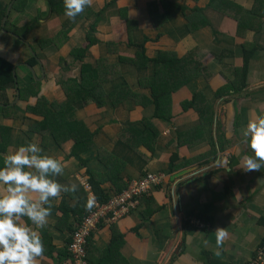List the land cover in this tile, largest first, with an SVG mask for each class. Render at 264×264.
I'll return each mask as SVG.
<instances>
[{
  "label": "crops",
  "instance_id": "1",
  "mask_svg": "<svg viewBox=\"0 0 264 264\" xmlns=\"http://www.w3.org/2000/svg\"><path fill=\"white\" fill-rule=\"evenodd\" d=\"M211 1L89 0L79 19L69 20L64 12L54 14L48 0H26L23 12L13 9L15 0H0L11 25L37 22L21 36L6 29L0 32V58L13 65V72L15 68L17 88L16 98L14 90L5 94L14 107L12 117L0 112V155L3 159L21 145L36 143L42 154L60 161L63 174L55 177L56 182L77 185L75 192L51 198L48 222L40 230L45 251L36 264H75L70 245L81 226H77L80 213L89 211L84 204L90 195L97 199L90 180H97L112 197L117 194L113 184H130L148 172L164 175V184L141 199L129 216L98 226L88 241L89 264H247L264 244V167L246 171L242 160L250 154L242 129L264 114V0L213 5ZM119 9L126 10L131 27L119 16ZM88 35L96 44L88 47L82 61L77 60L73 51L88 45ZM246 44L257 47L245 88L217 97L218 91L228 92L227 85L236 82ZM143 45L147 58L180 61L183 80L165 99L170 121L154 119L158 136L151 139L137 136L140 127L135 128L143 119L152 120L154 106H144L151 92L140 84L150 71L139 62L138 67L129 63ZM83 65L91 70L100 66L99 74L107 75L98 95H106L122 81L127 91L138 94L137 102L122 103L115 96L114 109L108 99L99 106L91 96L79 103L75 119L92 135L81 154L86 164L72 156L73 140L57 146L48 134L44 139L33 129L43 117L26 112L40 98L65 102L62 84L79 80ZM109 68L119 73L113 81ZM34 83L38 96L20 99V89ZM2 101L0 92V107ZM172 155L177 158L170 170ZM149 197L151 207L159 208L143 221ZM217 228L226 229L219 249Z\"/></svg>",
  "mask_w": 264,
  "mask_h": 264
},
{
  "label": "trees",
  "instance_id": "2",
  "mask_svg": "<svg viewBox=\"0 0 264 264\" xmlns=\"http://www.w3.org/2000/svg\"><path fill=\"white\" fill-rule=\"evenodd\" d=\"M219 1H224V4L227 3L226 0H212L211 2L213 5L219 3ZM114 2H116V0H114ZM48 3L51 11H53L54 14H62L64 12L63 0H48ZM25 6L26 0H15L13 9L18 12H23ZM148 12L150 18L154 19L155 12L151 4L148 5ZM119 16L126 21L128 28L131 27L133 21L128 18L125 9H119ZM98 17L99 14L96 15L95 19H98ZM4 18L5 11L2 10L0 7V32L3 29ZM75 18L79 19V16ZM36 24L37 22L34 21L24 27H16L14 25H11L7 21L5 29L10 30L16 33V35L21 36L24 35L25 32L32 30L36 26ZM92 44H96L95 39L91 35H88V45L85 48L75 49L73 51L74 58L82 61L84 58V53ZM39 45H43L41 41H39ZM249 45L251 44H246L245 46H243V66L240 70L237 71L236 82L231 84L229 83L227 88H225L224 90H232L234 93H238L245 88L249 61L252 57V54L256 50L255 47H257L255 45L254 47L248 48ZM140 49L141 51H138L135 57L129 60V63L132 64V66L134 67H138L139 62L140 64L145 66L144 69L146 71H150L148 77H146L144 81L141 80L140 84L145 83V87L148 88L151 92L150 100H148L146 104H144V106L153 105L154 108L153 115L151 116L152 120L143 119L139 124H137L135 128L140 127L138 131L136 130L137 136L146 137L148 135L151 139L152 137L158 136V131L155 129L154 124H152V121L154 119H159L166 122L170 121L169 118H167L165 115V112L167 110V108L165 107V99L166 97L170 96L172 91L180 88L183 85V80L181 78L180 73L182 70L180 61H171V59L167 60L164 57L160 58V56L150 59L147 58L144 54V45L140 46ZM98 71H100V66L91 70L89 66L87 67V65H83L81 67L79 80L69 79L67 81H64L62 84V87L67 95V100L65 102L61 104L55 102L48 103L44 99L40 100V98L38 99V102L35 106L27 107L26 109V112L28 113L40 115L43 117V120L37 122L33 129L36 132L42 133L44 139L48 138V134L51 137L53 143H55L57 146H62V144H64L66 141L73 140L74 145L72 146L71 154L72 156H74V158L80 160V162L84 164H86L87 162L81 159V154L83 153V151L87 150L88 146L91 144L92 135L90 134V132L85 130V126H83L80 122L76 121L75 119L76 117L74 116V112L78 107L79 103H82L87 98V96H91L94 98L96 104H99V106L105 104V100L108 99L110 102L109 107L114 109L116 106H118V102L114 101V99L116 98L115 96H118L120 100L119 102L122 103L125 100L132 101V99L136 101L138 98L137 93L127 91L128 85L125 84L123 81L119 84V86L112 85V89L110 91H107L106 95H98L97 88L98 86L102 85L101 82H108L105 78L107 75L103 77L102 74H99ZM108 74L109 77H111V79H109L111 81H113V78L119 75V73L112 68H109ZM9 90L15 91L13 97L16 98L17 88L15 86V78L13 75V65L7 60L0 58V92L3 93L4 97V101H2L3 106L0 107V112L3 116L6 117H12L11 115L14 109L13 106L9 105L11 101L7 97H5V94H7L6 92ZM19 92L20 99L22 100L29 99L31 96L37 97L39 94L38 83H34L29 87L20 89ZM223 93H225V91H223ZM223 93L219 92L218 97ZM191 105L192 102L190 103V106ZM1 128L2 127H0V129ZM129 131L132 132L133 135H135L134 131H131L130 128ZM133 140L136 142L142 141V139ZM176 158V155H172L170 162V170H173ZM0 164H3V159L1 155ZM90 185L93 189L95 196L101 203H106L110 200L111 197L109 193L106 190L102 189L100 183L97 180H90ZM128 185V183L113 184V186L116 188L117 194H120L124 189L128 187ZM151 203L152 199L149 197L146 203V209L143 213V221L148 220L151 215L156 212L159 208L156 206L151 207ZM73 211L76 212L75 210ZM80 215L81 217H79V223L77 224V226L81 225L83 219L87 215V212L83 211L82 213H80ZM119 237L121 236L115 237L113 241H117ZM114 245L115 243L112 246Z\"/></svg>",
  "mask_w": 264,
  "mask_h": 264
},
{
  "label": "clouds",
  "instance_id": "3",
  "mask_svg": "<svg viewBox=\"0 0 264 264\" xmlns=\"http://www.w3.org/2000/svg\"><path fill=\"white\" fill-rule=\"evenodd\" d=\"M88 5L89 0H63L64 15L72 20ZM242 136L250 152L242 156L244 170H260L264 167V114L249 120ZM227 164L225 160L224 166ZM62 174L60 161L42 154L36 143L21 145L4 155L0 167V264H36V259L42 256L45 248L40 230L48 222L51 198L77 190L75 183L64 186L56 182L55 177ZM94 202L90 195L85 210H90ZM214 232L219 249L226 229L217 228Z\"/></svg>",
  "mask_w": 264,
  "mask_h": 264
},
{
  "label": "built area",
  "instance_id": "4",
  "mask_svg": "<svg viewBox=\"0 0 264 264\" xmlns=\"http://www.w3.org/2000/svg\"><path fill=\"white\" fill-rule=\"evenodd\" d=\"M164 182L165 176L162 174H146L140 180L132 182L122 193L112 196L106 203H100L92 196L95 202L83 219L80 228L74 233L73 242L70 245L75 264H88L85 260L87 253H84V244L86 243L85 237L91 229L98 228L99 224H113L127 213H131L137 208L140 200L147 195L146 191L153 186H161ZM86 189L91 191L89 185ZM195 224L203 226L200 221H196ZM261 256L264 258V249H260L257 253V264H261L259 261Z\"/></svg>",
  "mask_w": 264,
  "mask_h": 264
},
{
  "label": "rangeland",
  "instance_id": "5",
  "mask_svg": "<svg viewBox=\"0 0 264 264\" xmlns=\"http://www.w3.org/2000/svg\"><path fill=\"white\" fill-rule=\"evenodd\" d=\"M227 86H228V85H227ZM226 88H227V87H226ZM219 92H220V91H218V93H217V97H218ZM229 92H233V91H232V90H228V92H225V93H223L222 95H219V97L222 98V97H225L226 95H230ZM197 111H198V110H196V112H197ZM147 174H158V173L148 172ZM155 188H156L155 186L151 187L148 191H146L145 194H149V193H150L152 190H154ZM115 195H116V194H115ZM113 196H114V195H113ZM146 197H147V195L143 197V200H144ZM129 215H130V214L127 213L126 215L123 216V218H124V217H127V216H129ZM121 219H122V218H121ZM118 221H119V220H118ZM99 226H100V224H99ZM97 230H98V228H93V229H91V230L89 231V234L85 237V240H86V243L84 244V253H85V254L87 253V246H88L89 238L92 237V235H94V233H95ZM260 249H264V244H263V245H260L259 247H257L254 256L248 261L247 264H257V262H256V256H257V253H258V251H259ZM84 258H85V255H84ZM85 260H86V258H85ZM86 261H88V260H86ZM259 261H260L261 264H264V258H263V256L259 257Z\"/></svg>",
  "mask_w": 264,
  "mask_h": 264
},
{
  "label": "water",
  "instance_id": "6",
  "mask_svg": "<svg viewBox=\"0 0 264 264\" xmlns=\"http://www.w3.org/2000/svg\"><path fill=\"white\" fill-rule=\"evenodd\" d=\"M8 15H9V11H8V13H7V15H6V17L4 18V22H3V31H5V25H6V21H7V17H8ZM13 74H14V78L16 79V72H15V68H14V72H13Z\"/></svg>",
  "mask_w": 264,
  "mask_h": 264
}]
</instances>
